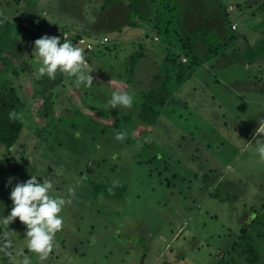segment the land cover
<instances>
[{"label":"rangeland","instance_id":"rangeland-1","mask_svg":"<svg viewBox=\"0 0 264 264\" xmlns=\"http://www.w3.org/2000/svg\"><path fill=\"white\" fill-rule=\"evenodd\" d=\"M222 2L179 0L176 35L212 29L223 54L198 68L148 125L142 105L164 65L189 62L178 39L158 34L148 0L140 9L146 21L129 16L127 0L109 11L105 0H0V17L17 37L0 88L16 93L24 123L14 147L0 149V248L10 242L0 264L24 256L31 264H264V161L255 151L264 134L254 135L264 124V12L249 6L264 0ZM53 31L108 38L89 66L90 87L76 88L59 71L54 80L39 76L34 41ZM192 46L209 56L201 42ZM138 53L144 57L131 73ZM114 91L132 95V106L111 108ZM31 174L71 201L44 260L28 249L19 217L3 223L14 206L10 192ZM9 177L18 179L8 184Z\"/></svg>","mask_w":264,"mask_h":264},{"label":"clouds","instance_id":"clouds-1","mask_svg":"<svg viewBox=\"0 0 264 264\" xmlns=\"http://www.w3.org/2000/svg\"><path fill=\"white\" fill-rule=\"evenodd\" d=\"M34 57L39 62L37 72L41 77L47 75L54 80L59 71L73 77L76 88L90 87L93 84L84 49L74 46L70 40L64 39L61 44L59 37L43 35L34 41ZM108 104L111 108L118 106L129 108L133 104V96L127 92L114 91ZM9 119H22V115L12 111L9 113ZM261 134H264L262 123L254 135L260 136ZM116 139H124V133H117ZM255 151L259 159L264 161V138L256 141ZM38 176L31 174L30 178L23 183H17L10 192V199L14 206L11 215L3 223L7 225L13 218L19 217V220L29 229L26 233L28 249L38 254L40 260H44L52 251L55 234L62 229L64 219L60 213L71 201L63 196L50 195L54 188L52 181L44 179L41 183L38 181ZM13 179L18 178L9 177L8 184H11ZM73 192L74 190L69 188V196L73 195ZM8 247H10V242L6 241L0 251ZM19 264H31V261L29 257L24 256Z\"/></svg>","mask_w":264,"mask_h":264},{"label":"trees","instance_id":"trees-1","mask_svg":"<svg viewBox=\"0 0 264 264\" xmlns=\"http://www.w3.org/2000/svg\"><path fill=\"white\" fill-rule=\"evenodd\" d=\"M124 1L126 0H105L103 10L109 11L112 7L119 3H123ZM127 1L129 2V16L132 17L133 14H138L143 21H146V16L140 11L146 0ZM148 1L155 6L158 11V20L154 25H157L158 34L168 43L172 42L174 39H178L179 43H182L183 47L186 49L185 56L189 58V62L187 61L188 63L186 62L187 64L185 65H173L169 64L167 61L163 67L164 79L161 81V84L157 89H152L147 94L142 105L140 119L148 125H154L167 103V98L172 96L174 91L181 88L188 79L196 73L198 68L209 63L212 59L219 57L223 52L220 50L221 44L219 40L221 37L212 29L201 27L197 31L185 32V39L181 37V35H176L178 33L180 34L179 27L181 26L182 12L180 9L181 5L178 3L179 0ZM216 1L220 3V6L223 5L222 0ZM259 9L264 12V3L259 6ZM228 13L226 10L224 11L226 20L230 21ZM7 20L5 17H0V67L7 66V61L4 56L7 53L9 44L17 38L16 35H13L11 32L13 29V25L10 23L11 21L9 22V20ZM23 26L24 24H21L17 29L21 30ZM129 26L136 28L139 27L135 22H131ZM196 41L201 42L208 48L209 56L202 57L195 54L192 44ZM224 41H226V39L222 42L225 43ZM215 43L217 44L214 45ZM143 57L144 53H138L131 58V61L129 62L131 73H134L136 66L140 63ZM174 75H177V78L174 77L175 83L172 85L171 80L174 79ZM20 105L21 102L14 91H12L11 96L8 97L3 94L0 88V149L6 148L7 150H11L22 133L24 128L22 119H9V113L12 111L18 113ZM162 264L172 263L163 262Z\"/></svg>","mask_w":264,"mask_h":264},{"label":"built area","instance_id":"built-area-1","mask_svg":"<svg viewBox=\"0 0 264 264\" xmlns=\"http://www.w3.org/2000/svg\"><path fill=\"white\" fill-rule=\"evenodd\" d=\"M233 11H234L233 8L228 9L229 13ZM232 29L234 31L237 30V27L235 26V24L233 25ZM46 35H48L49 37H52V36L59 37L61 44L64 42V39L70 40L74 46L84 49L85 59L89 66L91 64V60L93 56H95V53L97 52V49L105 48V46H107V40H108V38L105 37V39L103 40L98 39L97 41H95L92 39H88L87 37L82 36L78 33L74 35V34H71L68 32H62V31L60 32L53 31L52 33L46 34Z\"/></svg>","mask_w":264,"mask_h":264},{"label":"crops","instance_id":"crops-1","mask_svg":"<svg viewBox=\"0 0 264 264\" xmlns=\"http://www.w3.org/2000/svg\"><path fill=\"white\" fill-rule=\"evenodd\" d=\"M249 6H251L252 8L255 9V13H256V10L259 9L257 6H256V8H255V6H253V5H249ZM259 6H260V5H259ZM228 9H229V8H228ZM237 10H238V9H237ZM234 11H236V10H234ZM258 11H260V10H258ZM232 13H234V12H232ZM232 13H230V14H232ZM258 13H259V12H258ZM230 14H229V15H230ZM256 15H257V14H256ZM233 25H234V24H233ZM236 25H237V24H236ZM237 29H238V27H237ZM236 31H237V30H236ZM142 33H144V31H142ZM96 57H97V56H94L93 59H95ZM93 59L91 60V64L94 62Z\"/></svg>","mask_w":264,"mask_h":264}]
</instances>
